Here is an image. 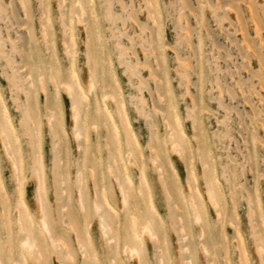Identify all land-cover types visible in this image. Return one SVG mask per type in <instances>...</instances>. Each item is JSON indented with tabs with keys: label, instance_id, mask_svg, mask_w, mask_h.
<instances>
[{
	"label": "rangeland",
	"instance_id": "374dc122",
	"mask_svg": "<svg viewBox=\"0 0 264 264\" xmlns=\"http://www.w3.org/2000/svg\"><path fill=\"white\" fill-rule=\"evenodd\" d=\"M0 2L12 5L5 16H0V95L18 132L21 178L18 184L0 145V180L4 187L0 190V213L3 204L13 238L20 186L27 211L25 221L37 228L31 151L38 139L45 222L61 244L45 250L39 243L42 259L31 264H109L111 258H116L115 264H158L159 257L164 264H259L254 247L259 235L264 237V75L260 71L264 0H93L100 32V46L94 49L95 37L91 33L87 39L84 23L71 26L67 20L70 13H76L70 0ZM86 14L87 27L93 31V19ZM152 17L158 27L152 24ZM62 22L76 34L73 65L84 91L89 59L93 58L97 61V85L103 82L105 90H114L120 98L144 159L143 175L162 231L157 223L152 224L157 241L146 240L137 260L129 258L122 248L123 211L115 179L108 173L109 154L102 146L104 129L93 127L88 143V175L82 188L87 207L84 213L77 208V190L72 183L80 169L81 153L71 135L69 99L62 91L59 98L50 86L41 90L37 84V68L53 70L58 79L68 76L70 62L63 54L67 37ZM42 26L46 40L40 33ZM86 98L93 112V93L86 92ZM107 105L114 113V108ZM174 111L189 139L198 179L197 158L204 152V145L194 141L195 133L200 132L212 154L214 176L223 190L222 226L205 204L202 231L191 223L184 234L178 230V212L173 204L178 194L176 176L183 187L188 171L184 158L175 153H171L169 165L163 144L168 112ZM48 113L54 118L56 136L47 123ZM32 122L37 123L38 130L33 129ZM148 146L160 154V177L148 161ZM118 172L128 177L135 189L137 169L127 166L122 174ZM101 193L117 217L118 239L113 230L108 235L110 241L116 239V244L103 243L98 229L92 206L94 194ZM84 220L88 235L83 230ZM2 224L0 216L1 237ZM79 243L86 248L88 260L80 255ZM0 252L5 264L10 258L16 261L15 250L8 254L3 247Z\"/></svg>",
	"mask_w": 264,
	"mask_h": 264
},
{
	"label": "bare ground",
	"instance_id": "6f19581e",
	"mask_svg": "<svg viewBox=\"0 0 264 264\" xmlns=\"http://www.w3.org/2000/svg\"><path fill=\"white\" fill-rule=\"evenodd\" d=\"M70 7L74 9L76 13L73 15L72 13H70V15L68 16L67 20L69 24L72 26L76 25V22L84 23L87 39L90 37V34L93 33L95 37L94 39L96 40V43L92 45V49L99 47L100 32L98 30L96 22L97 15L93 9V0H70ZM86 12L87 14H89V17L93 19V31L88 29L87 22H85ZM75 15L77 16L75 17ZM151 22L155 27H158L157 21H155L153 17L151 18ZM62 27L67 37L66 40L63 41L62 49L64 56L67 57L70 62L68 76L63 79H58L56 73H54L53 70H48L46 72L44 69L37 68L35 71V75L40 82L37 84H40L39 88L41 90H45L47 86H50L57 97L59 96V98L62 91L69 99L70 120L72 124L71 135L81 153V161L80 165H78L80 169L78 168L79 170L75 172L76 174L74 175V178H72V183L77 190V208L79 211L84 213L87 212V207L83 200V198H85V194L82 188L84 185L83 183L85 182L83 181V179L85 180L86 174L88 175V161L86 157L88 151V143L93 127H96L97 130L98 128L104 129L106 140L104 142V145L102 146L105 147L109 154L110 162L108 173L116 180H114V182H116L115 185L117 187V193L120 198V204L123 211L124 227H122L124 230V238L122 242V248L129 258H136L137 260V256H139L138 250L140 251V249L144 246L146 240H149L152 243H155L157 241L152 228V224L157 223L160 230L162 231V226L156 221V212L152 205V200L150 198L147 183L144 179V159L139 150L137 139L133 133L130 121L125 109L121 104L120 98L114 90H105V85L103 84V82H100L99 86L97 85V61L93 58L89 59L90 65L88 68V80L85 83L86 90L84 91L83 84L80 81L73 65L76 34L70 32V30L67 28L68 26L66 25V23L62 22ZM43 29L40 31V33H42V36L46 40V29ZM68 41L70 43H68ZM39 88L38 90H40ZM96 90H98V92H96ZM86 92L93 93V96L95 97L93 112H90L88 109ZM96 96H98L99 101H96ZM107 103L114 108V113L109 110ZM51 113L47 114V123L49 126L51 123L50 128H52L53 130L52 134L56 136L57 132L53 127L54 118L50 115ZM168 115L169 119H167V123L165 124L166 134L163 140L165 149L168 152L167 161L169 165H171V153H175L176 156L178 155L179 157L184 158L186 164L185 166H187L188 171L183 187L181 186L179 179L176 176L178 194L177 198H175V203L173 204H176L174 205V208L178 212V230L183 232L184 229L191 223L192 225H196V227H198L202 231V227H204L206 221L205 204L213 212L215 221L219 222L222 226L224 222V220L222 219V215L224 214L223 190L214 176V170L211 164L212 154L209 151V148L205 147V144L200 136V132L195 133L193 135L194 141L199 140L204 145V152L202 154H199V157L197 158V161L200 165V177L198 179L193 169V160L190 155L189 139L182 129L179 115L176 111L171 113L168 112ZM9 122L11 123L9 124ZM32 124L33 129L35 131L38 130L37 123L32 122ZM73 129H75V131H73ZM97 130H95V132ZM62 132L66 133L64 128H62ZM18 138V132L12 123L11 116L8 113L0 95V145L3 148L2 151H4V155H6L11 163L17 183L20 184L21 178L19 177L17 163L20 154V145L18 142ZM38 146V139H36L35 142L32 143L31 152L33 153L32 173L34 180L36 181V203L38 215L36 221L37 228H34L25 221L24 217L27 214V211L22 198V190L20 189V186H18L17 188L19 194L15 204L16 216L14 223L16 227L15 235L13 236V238L11 236L12 228L9 225V216L4 205L1 204L0 216L3 222L2 225L4 226V236H0V248L2 249L4 247L5 251H7L8 254H11L15 250L17 254L16 261H19L20 264H31L32 262L39 263L41 261L42 256L39 243H41V246L44 247L45 250H47V247L52 248L53 250L61 246L60 241L52 237L48 229V226L50 225H47V223L45 222L46 214L43 202L44 195L42 193L41 185V173L39 168L40 152ZM148 153L149 154L147 158L148 161L152 164L151 166L155 167V171H157L159 177L162 176V164L160 161L159 152L153 149L151 146H148ZM127 166L129 168H135L137 169V172H139V182L135 186V189L133 188L131 180H129V178L126 176L124 177V175L122 177V175H120L118 172V170H120L122 174V171H126ZM86 169L87 172H85ZM90 174H92V171L90 172ZM54 183H56L55 178ZM163 185L164 183L161 187L164 189ZM1 188L2 190L4 189L0 180V190ZM165 192L167 194V191H164V193ZM210 194L212 197L211 199L209 198ZM93 202L94 205L92 206V208L94 209L95 214H97V219L99 220L98 229L101 233L103 243L109 245V243L112 241L114 244H116V241L114 242V240L118 239L117 231L119 229V226L116 214L113 212V209L109 205L108 198L104 195V193H101L99 196L97 194H94ZM131 206L132 209H130ZM84 213H82V215H84ZM198 220L199 223H197ZM84 223L85 225L83 226V230L85 235H88V225L86 220H84ZM111 231L115 233L114 237H116V239L114 238L110 241L108 235L111 233ZM183 237L185 238V236ZM262 241H264V237L262 235L260 237L259 235V238L255 241L254 247L255 258L257 257L259 264L260 257L258 255L257 248ZM78 246L81 252L80 255L88 260L89 255L84 251V249L86 250V248H84V246L80 243L78 244ZM164 252L167 255L166 251ZM205 253L207 254L206 251ZM116 256L117 255L115 253V257ZM114 259H109V264H115ZM157 259L158 264H164L162 257H159ZM243 263L245 264V262ZM239 264H241V262H239Z\"/></svg>",
	"mask_w": 264,
	"mask_h": 264
},
{
	"label": "snow or ice",
	"instance_id": "6c2138e0",
	"mask_svg": "<svg viewBox=\"0 0 264 264\" xmlns=\"http://www.w3.org/2000/svg\"><path fill=\"white\" fill-rule=\"evenodd\" d=\"M11 7L12 5L10 3L0 2V16H5L7 14V10L10 9ZM260 71H261V74L264 75V54H262ZM262 97H264V93H262ZM262 103H264V99H262ZM261 118L264 119V113H262ZM74 119H75V116H74ZM10 123L11 122H9V124ZM50 127H51V123H50ZM73 131H75V129H73ZM209 198L210 199L212 198L211 194ZM262 219H264V213H262ZM197 223H199V220L197 221ZM257 252L260 257V264H264V241H262L259 247L257 248ZM0 264H5V261L0 260ZM6 264H19V262L10 258L7 260ZM241 264H243V261L241 262Z\"/></svg>",
	"mask_w": 264,
	"mask_h": 264
}]
</instances>
